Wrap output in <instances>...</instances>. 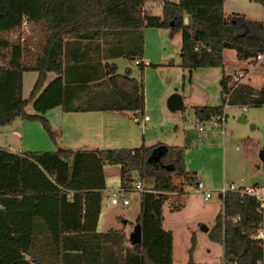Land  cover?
<instances>
[{
	"label": "trees",
	"instance_id": "trees-1",
	"mask_svg": "<svg viewBox=\"0 0 264 264\" xmlns=\"http://www.w3.org/2000/svg\"><path fill=\"white\" fill-rule=\"evenodd\" d=\"M161 1L162 15H153L144 10L146 0H0V56L11 46L2 34L19 28L25 20L44 21L48 29L34 66L22 62L24 49L20 44L12 46L9 66L0 65V126L17 117L40 121L54 139L45 113L57 106L66 112H144L143 82L131 77L129 68L120 74L116 63L92 61L86 56L69 60L68 38L94 40L110 30L137 32L145 27L168 28L170 33L179 29L180 66L189 70L222 66L224 49H233L238 60L248 63L258 54H264V24L239 13L226 17L224 0ZM248 1L264 4V0ZM197 45L199 49L195 50ZM118 48L120 51L115 52ZM112 50L118 57L140 59L143 45L137 44L130 50H124L121 45L112 46ZM26 71L39 73L29 99L23 98ZM49 72L58 76L44 87ZM229 78L223 75L220 80L221 104L195 107L196 117L221 114L223 95L229 91L230 105L264 103V85L256 90L248 83H233L234 87L228 88ZM91 82L103 85L105 90L91 89L82 97L81 93L91 87ZM30 101L34 113L26 111ZM151 150L141 146L16 153L0 147V264H36L27 254L35 243L39 225L49 230L53 242L62 251L82 250L83 255L89 256L93 247L97 248L99 264H173V235L164 227V204L168 193L184 194L185 182L197 180L196 173L185 168L181 146H168L166 160L174 165V170L151 175L153 188L141 193V213L137 220L141 226V243L126 245L123 230L97 232L106 188L105 166L121 165L122 188L131 191L135 184L131 173L140 171L141 178L146 177L145 172L151 166L147 162ZM174 175L183 178L182 184L174 183ZM221 201L222 209L208 230V238L222 244L224 261L257 264L264 253L252 238L262 221L258 204L254 198L235 192L225 193ZM193 248L194 243L186 264H199L193 260Z\"/></svg>",
	"mask_w": 264,
	"mask_h": 264
},
{
	"label": "rangeland",
	"instance_id": "rangeland-1",
	"mask_svg": "<svg viewBox=\"0 0 264 264\" xmlns=\"http://www.w3.org/2000/svg\"><path fill=\"white\" fill-rule=\"evenodd\" d=\"M147 2L148 6H153V15L161 14L160 0H147ZM223 13L226 17L239 13L256 21L264 17V7L260 3L248 0H224ZM35 23H39V26L33 29ZM129 32L131 47H134L136 43L143 45L142 56L138 57L151 62L150 66L142 67L135 64V58L124 56L118 60L122 74L130 68L131 76L143 82L146 98L145 114L151 118L143 129L139 128V131H143V139L139 145L135 146L145 145V147L154 148L165 144L183 147L186 170L196 172V181H201L212 195L205 200L202 192H195L191 190V187L184 188V194L170 193L168 195L164 204V226L171 229L173 235V264L188 262L189 249L193 243L192 256L196 263L220 264L223 254L222 244L211 241L208 238V231L201 230V226H206L208 230L213 226L215 216L222 207L217 190L224 184L233 182L236 185L249 186L255 182L258 185L264 183V163L259 157L260 151L264 148V103L262 105L229 104L224 108L225 132L223 135L214 137H211L208 132L200 133L195 129L194 108L221 104L220 80L224 73L232 75L238 69H243H234L235 66L249 68L248 79L255 85L262 83L264 59L250 62L254 64L252 67L245 66L232 56L233 51L229 49L224 54V65L189 70L180 66L181 31L179 29L170 33L168 28L145 27L142 31ZM47 35V25L44 21L25 20L19 28L4 32L2 36L10 42L11 46L4 50V55L0 56V65L9 66L12 46L20 44L24 49L22 58L24 65L32 66L42 50ZM234 61L237 62L236 65ZM37 78V71L24 72L23 98H30ZM54 78L56 73H50L44 87ZM248 79L243 83H247ZM173 93L181 95L184 109L172 111L168 108L167 98ZM26 111L35 112L33 101L28 103ZM240 117H244L245 121H240ZM16 119L10 124L0 126V147L11 146V150L16 153L19 148H22L24 153L56 150L55 143L44 128H30L26 125L27 120L21 117ZM13 125L21 128L24 139L12 134ZM168 163L170 162L165 160L161 164ZM118 170L116 166H111L109 172L110 174L118 173ZM163 170L167 169L162 168L160 164H151L145 172L144 179L141 178L140 171L136 176L134 171L130 177L137 180L134 187L140 180L145 189H152L154 179L151 175L161 174ZM172 178L177 185L183 182V178L177 175ZM194 182L191 183L194 184ZM129 193L128 197L137 195L136 190ZM121 205H113V207H117V211L123 213ZM192 238L195 239L194 242ZM131 240L132 237L128 238L129 246Z\"/></svg>",
	"mask_w": 264,
	"mask_h": 264
},
{
	"label": "crops",
	"instance_id": "crops-1",
	"mask_svg": "<svg viewBox=\"0 0 264 264\" xmlns=\"http://www.w3.org/2000/svg\"><path fill=\"white\" fill-rule=\"evenodd\" d=\"M170 1L177 2L178 0H170ZM160 5H161L160 6L161 14L159 15H162L163 2L161 0H160ZM262 5L264 7V4ZM152 8L153 6H148V2L146 0L144 10L146 12H152ZM184 17L187 16L185 15ZM244 17L246 19H249L245 15ZM256 21L263 22L264 17L261 20H256ZM35 24L36 25L33 27V29H35L37 25L39 26V23L38 24L35 23ZM47 33H48V29H47ZM129 37H130L129 30H116V31L110 30L107 31L105 34H103L100 38L94 40H77L75 38H68V41L71 42L68 48L69 60L74 59V57L76 56H84V57L86 56L89 57L92 61L101 60L103 63L106 62L116 63L118 67V73L122 74L120 70L121 68L119 67L118 64V60L124 57L125 55L119 57L115 56L114 51L112 50V46L114 47L121 45L123 46L124 50L132 49L130 43L131 39ZM126 42L129 43L127 44ZM135 42L136 41L134 40V43ZM136 46L137 43L135 44L134 47ZM120 49L118 48L117 51L115 52H119ZM226 51H229V49L223 50L222 52L223 60ZM232 51H233L231 52L232 56L236 58L235 51L233 49ZM41 53L42 50L39 53V55ZM179 53H180V49H179ZM238 61H240V63H244L245 66L250 64L247 61H242V60H238ZM234 62H235L234 65H236L237 62L236 61ZM34 65L35 63L32 64V66ZM223 65H224V61H223ZM236 68L244 69L245 67L235 66L234 69ZM50 73H54V72H49L47 74V78ZM226 75L230 76L227 83V87L230 88L235 80L233 74L231 75L228 73H224V76ZM57 76L58 74H56V77ZM249 76L250 73L248 75V78ZM246 82L252 87H254L256 90H259L264 85V78L262 80V83H258L259 85H255L249 79ZM90 86H91L90 88H88L86 91L81 93L82 97L85 98L88 94V91H90L91 89L93 91L105 90V87L103 85H98L95 82H91ZM100 87L103 88L101 89ZM107 91L108 88L106 86V92ZM184 108L185 106L183 104V109ZM145 111L146 110H144L143 113L141 111H98V110L66 112L61 106H57L48 110L45 113V117L51 123V127L54 133V139L51 140L55 143L56 150L60 148H70L75 150L76 149L95 150V149H110V148H138L141 146L137 147L135 145H139L143 139V131H139V128L143 129L145 124L148 121H150L151 118L148 121H144L143 123H137L134 120V118L136 115L139 114L145 115ZM240 118H244V117H240ZM27 121L28 124L26 125H28L30 128L31 127L32 128L36 127L40 129L44 128L43 124L40 121H29V120ZM11 128H12V134L14 135L16 134L17 137L20 136L21 139H24V137L22 136L23 134L21 133V128L16 127V125H13ZM161 145H165V144H161ZM146 147L153 149V147H149V146ZM7 149L12 151L11 146ZM18 153H24V150L22 148H19ZM111 166H116L117 168H119L118 173L114 172L110 174L109 169H111ZM104 170L106 177V188L103 190L104 197L102 201L101 212L97 222V232L105 233L111 229L123 230L127 238L126 245H128V238H131L133 233L136 231V229L139 228V223L137 222V220L141 213L142 192L136 190L137 195L136 196L131 195L130 197H128L127 194L130 203L128 205L122 204L121 206H123L122 208L123 213H119L117 211L118 208L113 207V205L111 204L109 197H110V193L113 190L122 187L121 165H106ZM134 173L135 176L139 175L138 171H135ZM138 182H140V180ZM254 184L258 185V183L256 182ZM169 194L170 193H168V195ZM132 205L134 206L131 208ZM114 206H118V205H114ZM164 225H165V214H164ZM167 230H171V229H167ZM68 239H69V244L72 245L73 243L71 242V238ZM103 245H105L104 242ZM131 245H133L132 241L130 246ZM96 247H98V244L96 245ZM96 249L97 248L93 247L92 250L93 253H91L89 256L83 255L82 250L62 251L61 248H59V246L53 242L52 235L49 232V230H47V228L44 225H39L38 231L36 233L35 243L32 247L31 252L27 254V258L33 260L36 264H99L100 256L95 253L97 252ZM64 255L66 256L65 258ZM203 264H209V263H203ZM211 264H215V263H211Z\"/></svg>",
	"mask_w": 264,
	"mask_h": 264
},
{
	"label": "built area",
	"instance_id": "built-area-1",
	"mask_svg": "<svg viewBox=\"0 0 264 264\" xmlns=\"http://www.w3.org/2000/svg\"><path fill=\"white\" fill-rule=\"evenodd\" d=\"M264 24V21L262 22ZM199 46H195V50H198ZM209 51L210 49L207 48ZM264 59V54H258L256 58L253 61H262ZM135 64L136 65H143L145 66H150L151 62L148 60H143V59H135ZM251 67L254 65L253 63H250ZM250 73L249 68H244V69H238L235 73H233L234 77V85H237L238 83H243L244 80L248 78V75ZM231 86V88L234 87ZM231 90V89H230ZM230 91L228 93H225L224 99L225 103L222 109V113L218 115H210L207 118H199L196 117V122L194 123L195 129H197L198 132L204 133L208 132V134L211 137L214 136H219L223 135L225 132V126L224 123L226 121V117L224 114V108L229 105L228 103V97H229ZM245 109V107H243ZM150 119L149 115H136L134 120L137 123H143L144 121H148ZM192 183H187L185 182V188H190L191 190L195 192H202L204 194V199L208 200L211 198V193L209 190L205 189L204 184L201 181H196L194 184ZM144 191L145 189L142 187L141 182L137 183L135 187L132 188L131 191ZM190 190V191H191ZM130 191L120 187L116 190H113L110 193V201L112 205H128L130 203L129 198L127 197V194ZM227 192H235L238 193L240 196H250L254 198L256 203L258 204L257 207V212L261 215L262 221L260 226L256 229V231L252 234V238L256 239L258 241V244L261 246L262 249H264V183L262 185H249V186H244V185H236L235 183L231 182L229 184H224L220 189L217 190V193L221 195L219 197L222 199L225 193ZM257 264H264V253L263 255L257 259L256 261ZM220 264H231L230 262H226L222 259Z\"/></svg>",
	"mask_w": 264,
	"mask_h": 264
},
{
	"label": "water",
	"instance_id": "water-1",
	"mask_svg": "<svg viewBox=\"0 0 264 264\" xmlns=\"http://www.w3.org/2000/svg\"><path fill=\"white\" fill-rule=\"evenodd\" d=\"M183 20H184V24H186L188 21V17H184ZM167 106L172 111L182 110L183 109V100H182L181 95H179L178 93L171 94L167 98ZM240 121L244 122L245 119L240 118ZM167 152H168V147L166 145H158L151 150V152L147 158V162L148 163L159 162V161H161V159L163 157H165L167 155ZM259 157H260V160L264 162V148L260 151ZM161 166H162V168L167 169L168 172L173 171L175 168L174 165L171 163L161 164ZM219 197H221V195H219ZM201 230L207 232L208 228L206 226L202 225ZM131 241H132L133 245L141 243L142 233H141V226L140 225H139V228L136 229V231L133 233Z\"/></svg>",
	"mask_w": 264,
	"mask_h": 264
},
{
	"label": "flooded vegetation",
	"instance_id": "flooded-vegetation-1",
	"mask_svg": "<svg viewBox=\"0 0 264 264\" xmlns=\"http://www.w3.org/2000/svg\"><path fill=\"white\" fill-rule=\"evenodd\" d=\"M165 160H166V156L163 157V158L161 159V161H159V162H153V163H150V164H160V165H161V163H162L163 161H165Z\"/></svg>",
	"mask_w": 264,
	"mask_h": 264
}]
</instances>
